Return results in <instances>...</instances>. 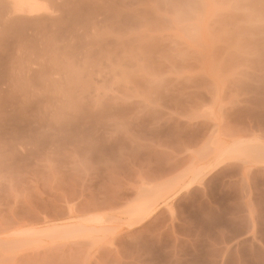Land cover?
Masks as SVG:
<instances>
[{
    "label": "rangeland",
    "instance_id": "1",
    "mask_svg": "<svg viewBox=\"0 0 264 264\" xmlns=\"http://www.w3.org/2000/svg\"><path fill=\"white\" fill-rule=\"evenodd\" d=\"M173 2L0 0V264H264V0Z\"/></svg>",
    "mask_w": 264,
    "mask_h": 264
},
{
    "label": "clouds",
    "instance_id": "2",
    "mask_svg": "<svg viewBox=\"0 0 264 264\" xmlns=\"http://www.w3.org/2000/svg\"><path fill=\"white\" fill-rule=\"evenodd\" d=\"M173 9L177 31L186 39L192 40L206 31L207 18L201 0H174Z\"/></svg>",
    "mask_w": 264,
    "mask_h": 264
},
{
    "label": "bare ground",
    "instance_id": "3",
    "mask_svg": "<svg viewBox=\"0 0 264 264\" xmlns=\"http://www.w3.org/2000/svg\"><path fill=\"white\" fill-rule=\"evenodd\" d=\"M41 1V0H40ZM23 11H25L27 14H32L34 11L30 8H22ZM49 13V12H48ZM51 13V12H50ZM36 16V15H35ZM191 182V181H190ZM189 184V183H188Z\"/></svg>",
    "mask_w": 264,
    "mask_h": 264
}]
</instances>
